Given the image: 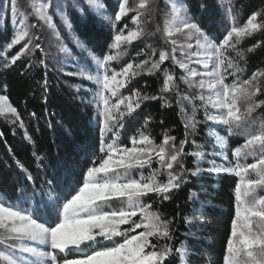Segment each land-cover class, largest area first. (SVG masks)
<instances>
[{
  "label": "snow or ice",
  "instance_id": "obj_1",
  "mask_svg": "<svg viewBox=\"0 0 264 264\" xmlns=\"http://www.w3.org/2000/svg\"><path fill=\"white\" fill-rule=\"evenodd\" d=\"M11 10H16V0H10ZM149 0H139L136 8L129 7V0H116L114 14L107 12V0H72V8L76 11L80 22L97 17L107 22L112 29V39L108 44V52L97 56L92 49L87 48L83 41H78L82 51L88 53L91 63L87 65V71L81 68L79 72L67 73L86 77L96 85L89 104H94L96 109L95 124L98 128L100 157L93 152V145L85 142L83 146L74 148L78 154L83 153L82 159L88 161V153L93 152L91 161L85 169V178L82 186L75 185L70 179L72 172L66 165V158H58L54 167L49 171L51 179H46L42 184L36 185L32 174L17 161L18 168L24 173V180L30 182L17 189L16 196L0 199V229L6 234L4 239L19 242L20 253L30 254L32 264L38 261L44 264H165L172 254L173 248L169 244L162 246L153 243L157 241H171L173 238V222L162 217L159 211H152L151 204H144L142 200L146 196L154 194L160 201H169L172 194L187 184L189 170L184 167V157H196V163L205 154L200 151L186 152L185 145L189 144L190 133L188 125H185L184 139L177 144L175 136L165 134L160 144H156L149 134L137 130V134L129 137L130 145L118 143L120 130L124 128V119L130 116L140 107L143 100H164L162 96L141 97L140 92L132 95H123L121 90L126 88L131 80L141 72L154 73L161 70V65L171 61L178 66L182 75L179 77L184 84L192 88H198V98L204 105H210L217 110L215 115L205 113V122L212 121L215 125L226 128L231 135L234 129L250 123V118L256 109L264 107V100L256 97L264 93V88L257 81L258 77H264V70H257L252 76L239 81L238 73L243 71L239 61L231 56L232 50L246 37L252 36L264 27V17L258 21L259 12L252 13L243 25L233 23L223 35L222 39L208 35L191 14V7L187 0H180L174 6L171 19L164 27V38L171 46L169 51H161L158 59L153 49L149 58L143 59L134 65L129 62L119 71L110 66V62L117 59L112 50L119 53L124 46L140 39L143 29L139 26L141 10L147 9ZM205 4H199L203 10ZM48 5L37 8L39 18L49 24L52 22L47 11ZM55 11L65 16L67 6L55 5ZM129 12H135L132 23L135 29H128L127 23L122 28H116L118 22ZM64 23L71 30V23L65 16ZM96 27H102L98 22ZM183 33L187 43H179L173 38V33ZM29 35L27 30L16 33L6 42L5 47L11 48L18 45ZM39 39V37H36ZM31 43V41H29ZM193 45L196 51H192ZM256 45L248 48L252 52ZM40 48L39 44L34 45ZM150 47V46H149ZM28 50L25 44L15 53L10 63L15 65L21 55ZM42 51V50H41ZM179 52V57L177 53ZM143 55V53H138ZM240 60L244 59L243 52L237 50ZM180 57H183L181 59ZM7 63V62H6ZM43 63V62H42ZM190 65H199L202 70H197ZM147 66V67H146ZM46 67V66H45ZM95 72V75L92 73ZM236 77L231 83L228 77ZM163 92H171L176 85L177 77L164 70ZM199 78V79H198ZM45 83H47L45 81ZM6 87V86H5ZM178 90V88H177ZM207 91V96H205ZM184 99H189L185 96ZM45 102L47 99L45 98ZM247 106L242 113L240 103ZM165 104L167 101L165 100ZM11 114L15 119L12 123L19 122L24 128V122L20 119L18 110L9 102L6 94H0V116ZM35 116V113L31 114ZM162 122V121H161ZM147 124V120L145 121ZM195 121L192 129H195ZM194 135V131L191 133ZM26 139L30 137L26 134ZM217 144L221 148L226 147L225 137H217ZM191 143L196 145L195 140ZM259 146L264 153V124L261 125L259 134L252 135L245 140L243 145L232 150L235 163L229 159L227 152H212L208 155L207 168L197 167L191 171L192 177H198L201 172L210 174H232L239 178V183L234 189L235 212L231 223L230 238L227 240V258L225 264H264V197H257L255 192L264 189V155L253 163H241L249 155H255L252 149ZM33 155L38 162L43 157L35 152ZM219 156L224 163L217 164ZM100 160L99 164L96 163ZM157 163L158 168L153 169L152 164ZM149 168L147 176L140 173L139 177L129 176L133 169ZM166 172V182L158 180V175ZM254 177H249V173ZM6 195V194H5ZM195 191L190 192L189 199L196 197ZM112 198H123L126 206L110 210H102L100 205L107 203ZM12 201V202H9ZM19 203L29 205L20 207ZM34 202V209L31 203ZM200 203L199 216L193 212L191 217H185V221L195 227L193 221L199 222L204 216V203ZM44 211V215L39 213ZM33 212L37 215H33ZM139 216L140 218L134 219ZM129 224L128 229H121V225ZM255 226V227H254ZM137 229H142L136 232ZM189 236L192 234L189 233ZM117 237L122 239L117 240ZM101 241H112L110 245L98 247ZM25 242H32L31 245ZM87 246L88 251L82 246ZM39 246H43V249ZM182 256L187 253V246L181 243L175 249ZM0 258L7 264H26L22 256H14L12 253H0Z\"/></svg>",
  "mask_w": 264,
  "mask_h": 264
},
{
  "label": "trees",
  "instance_id": "obj_2",
  "mask_svg": "<svg viewBox=\"0 0 264 264\" xmlns=\"http://www.w3.org/2000/svg\"><path fill=\"white\" fill-rule=\"evenodd\" d=\"M100 1L104 2V0ZM164 2L165 0H152L147 15L143 19L147 34L128 47H124L120 53L122 60L112 62L115 70H120L129 62L135 65L149 58L153 49L157 53L152 59H158L159 52L169 48L159 26V18L163 16L165 9ZM187 2L191 7V14L196 17L202 30L219 39L223 38L233 23L243 25L254 12L261 14L258 16V21L264 17V0H202L206 5L203 10L199 8L201 0H187ZM107 5L108 14H114L115 0H107ZM68 15L72 27L70 35L64 37V41L71 58L66 61L63 56L57 55L49 36L37 26L35 30L38 31L39 39L30 40L28 50L21 55L15 65H12L11 57L25 44L13 45L11 48L5 47L6 42L13 37L14 31L16 33L17 31L11 26L8 16L5 19L6 23L0 26V94H6L9 97V102L17 108L20 119L24 122V128H21L18 121L12 123L14 118H0V199L14 198L17 189L26 183L31 187L30 182L24 180V173L18 168L17 161L32 174L36 185H40L46 179L52 178L49 169L55 166L57 159L66 158L65 163L72 172L70 179L74 186H82L85 169L92 159L93 152L97 157L101 156L98 151V128L95 124L96 109L94 104L88 103L96 86L83 77L67 73L79 72L81 68L87 71V65L91 63L88 53L78 46V41H83L87 48L92 49L97 56H101L108 52L112 29L107 22L97 17L80 22L76 11H69ZM130 17H125L118 22L117 30L125 23L128 29H134ZM97 22L102 27H96ZM257 42H259L258 47H255L252 52L247 51ZM36 44H39L40 48H35ZM237 50L243 52V60L237 56ZM112 54L116 55L114 50ZM231 56L238 60L243 68V71L237 74L240 82L249 79L257 70H264V27L252 36L241 40L236 45V50H232ZM164 70L177 77L176 85L171 92L162 91ZM181 75L178 67L171 61H166L161 65L160 71L154 73L143 71L131 80L124 90V95H132L138 91L141 97L162 96L164 100L141 99L140 107L130 116L125 117L124 128L120 130L118 143L131 146L129 137L137 134V130L149 134L156 144L162 142L165 134L175 136L177 144L184 139L186 123L183 96L189 94V88L179 79ZM235 79L236 77L230 76L227 82L231 83ZM256 82L264 88V77H258ZM256 99L264 100V93ZM246 106L242 102L240 107L242 113ZM197 109L196 129L194 135L189 130L190 143L185 145V151H200L205 155L200 158L199 164L196 163V157L190 155L184 157V167L189 170V182L175 191L172 194L173 198L169 201L161 202L154 194L142 200V203L152 205V211H159L163 218L173 222L171 241H157L155 237L152 238V242L160 246L164 244L172 246L173 252L165 264H225L226 245L230 238L235 212L234 189L239 183V178L232 174L217 175L208 172H201L198 177H192L190 173L197 167L207 168L209 166L207 160L212 158L208 154L212 152H227L229 159L235 163L231 155L232 150L243 145L250 136L259 134L261 125L264 124V107H261L252 114L248 125L234 129L233 134L228 135L225 127L215 125L212 121L205 122V113H208V110H202L201 107ZM32 113H35V116H32ZM146 120L147 124H145ZM26 134L30 140L26 139ZM218 136L226 138V147L221 148L217 144ZM192 140H195L196 145L200 147L193 145ZM85 142L93 145V152L87 154L88 161L82 159L83 153L78 154L74 151L77 145L83 146ZM34 152L43 157L39 167L33 155ZM253 152L255 155H249L247 159H242L241 163H253L264 155L257 148ZM99 162L100 160L97 159L96 163L99 164ZM216 162L224 163L219 156L216 157ZM158 167L157 163L152 164L153 169ZM150 171L151 169L145 167V176ZM132 177L138 178L139 175H132ZM251 177H254L253 173ZM167 179L166 172L158 175V180L161 182H166ZM192 191H195L197 196L189 199ZM255 193L264 195V189H258ZM197 201L204 203V216L199 222L193 221L195 224L193 227L185 221V217H191L193 212L199 216L200 203ZM18 205L22 208L29 206L19 202ZM31 207L34 209V202L31 203ZM113 208L112 205H108L102 210L107 211ZM44 214L43 210L39 213L40 216ZM33 215L37 213L33 212ZM139 218L137 216L134 219ZM129 227V224L124 225L122 230ZM140 231L142 229L136 230V232ZM189 233L192 235L189 236ZM5 235L0 231V242H6L4 245L6 249H12L17 242L4 239ZM111 243L112 241H102L97 246ZM181 243L187 246V253L183 256L175 251ZM82 247L85 251L90 250L86 245Z\"/></svg>",
  "mask_w": 264,
  "mask_h": 264
},
{
  "label": "rangeland",
  "instance_id": "obj_3",
  "mask_svg": "<svg viewBox=\"0 0 264 264\" xmlns=\"http://www.w3.org/2000/svg\"><path fill=\"white\" fill-rule=\"evenodd\" d=\"M151 2H152V0H149V6H150ZM115 3H116V0H115ZM179 3H180V0H165V2H164V5H165L164 13H163V16L161 18H159V21H160L159 26L162 29L161 33L163 32V35H165V33L163 31L164 27L168 23V21L171 19L172 9L174 6H177ZM45 4L48 5L47 11H48V14L52 18L51 24L41 20L36 13V9L43 7ZM57 4H62V5L67 6V12H66L65 16L68 18V21H69V15H68L69 11H75L72 8V0H16V10L14 13L11 10L10 0H0V26H3L6 23L5 19L8 16L11 26L13 28H15L17 33H19L20 31H23V30L28 31L29 35L27 37H25V40L21 41V43L27 44V45H30V43H29L30 40H32V39L36 40L37 32H38V31H36L37 30L36 28L38 26L39 29L44 30V32H46V34L49 36V38L51 40V44L55 48L57 55L63 56V59H65V61H66V59H70L71 56H70V52L67 48V44L64 41V39H65L64 37L70 35V30L66 26V24L64 23L65 16H62L58 12L55 11V5H57ZM138 4H139V0H129V7L130 8H136L138 6ZM149 6H148V8H149ZM148 8L145 10H141L142 15L140 17L139 26L143 29V32H144L143 36H145L147 34L146 28L143 25V19L147 15ZM135 15H136L135 12H129L128 15L125 17L131 16L130 18H132ZM69 23H70V21H69ZM136 27H137V25L134 24V29ZM173 38L176 39L179 43H187V38L184 36L183 33L174 32ZM135 41H133V42H135ZM165 43L167 45H169L166 39H165ZM131 44H129V45H131ZM129 45H126L124 47H128ZM170 48H171V46L169 45V48L166 50H163V51H169L170 52ZM123 50H121L119 53H117L116 50H114L115 54L117 55L116 60L119 62L122 60L121 59L122 56L120 57V53ZM192 51H196L195 45H193ZM177 55L179 57V52L177 53ZM180 58L183 59V57H180ZM112 62H110V66L113 69H116L112 65ZM176 67H178V66H176ZM190 67H195L197 70H202L201 66H199V65H190ZM92 74L95 75V72H93ZM80 78H82V77L80 76ZM83 78H85L87 80L86 77H83ZM87 81H89V80H87ZM254 83H257V82H254ZM188 88H189V94H187L185 96L189 97V99H184L185 96H183V99H184V120H185V123L188 125V129L191 132H193V131L195 132L196 127L193 130L192 129V123H193V121H195V124H196V115L198 113L197 108L201 107L202 110H208V114H211V115H215L217 113V110L211 108L210 105L205 106L204 102H202L198 98H196L200 95V90L198 88H192L189 86H188ZM124 90H125V88L121 90V93L123 95H124ZM204 94H205V96H207V91H205ZM241 106H242V102L240 103L239 107H241ZM0 118H5V119H9V118L13 119L14 118L15 119V117H13L10 113L7 115H2V116H0ZM256 148L259 150V146H257ZM254 149H252V151ZM262 154H264V153H262ZM141 172H143V174L145 175L144 168L143 169H133L129 172L128 175L132 177V175H135V176L137 174L140 175ZM248 175L251 178L252 173L250 172ZM255 195H256V193H255ZM256 196L257 197H264V195H256ZM108 205H112L114 207L113 209L125 207L126 206V200L123 198H112L107 203H102L100 205V207L102 209ZM124 225H127V224H124ZM124 225L120 226L121 229ZM137 230H140V229H137ZM0 231L2 233H4L2 229H0ZM120 238L121 237H117L116 239H120ZM16 242L17 243L15 244V247H13L12 249H6V247L4 246L6 242H0V249H2V250H0V253H4V254L12 253L14 256H22L23 259L25 260L26 264H32L33 259H36V258L31 257L30 254L20 253L19 242L18 241H16ZM25 243L31 245L32 242H25ZM39 247H41L43 249V246H39ZM7 250H9V252ZM0 264H7V262L5 260H3L2 258H0ZM38 264H44V262L38 261Z\"/></svg>",
  "mask_w": 264,
  "mask_h": 264
}]
</instances>
